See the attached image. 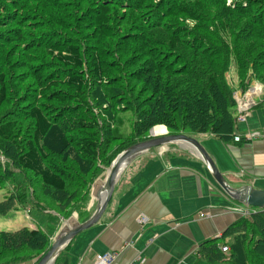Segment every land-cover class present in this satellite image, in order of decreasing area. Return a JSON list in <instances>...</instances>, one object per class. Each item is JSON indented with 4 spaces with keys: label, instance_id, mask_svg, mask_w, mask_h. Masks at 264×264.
Returning <instances> with one entry per match:
<instances>
[{
    "label": "trees",
    "instance_id": "1",
    "mask_svg": "<svg viewBox=\"0 0 264 264\" xmlns=\"http://www.w3.org/2000/svg\"><path fill=\"white\" fill-rule=\"evenodd\" d=\"M67 1L79 12L74 33L83 40L53 54L59 67L71 71L62 79L63 90L37 94L17 112L28 124L26 136L17 114L0 116V155L6 161H0V186L16 180L18 170L34 190L1 201L0 216L30 205L60 220L46 229L0 232V264H36L51 248L61 219L68 220L104 169L125 149L146 141L152 128L163 125L171 134L209 135L234 144L235 94L253 83L264 87V0ZM104 11L110 13L107 23L98 22L110 30L109 52L86 26L88 17ZM84 40L94 45L88 55ZM10 87L0 72V109L9 102ZM104 89L111 93L96 94ZM102 102L109 107L100 110L105 117L100 124L94 111ZM260 107L264 92L254 108ZM126 112L135 116L128 134L118 126ZM56 126L66 138L61 150L46 146ZM35 181L65 199H53L56 207L46 208L35 198ZM223 246L229 253H222ZM197 255L206 264H264V209L237 220L220 239L202 243Z\"/></svg>",
    "mask_w": 264,
    "mask_h": 264
},
{
    "label": "crops",
    "instance_id": "2",
    "mask_svg": "<svg viewBox=\"0 0 264 264\" xmlns=\"http://www.w3.org/2000/svg\"><path fill=\"white\" fill-rule=\"evenodd\" d=\"M249 133L263 136L232 145L209 135L188 136L200 142L231 186L264 190V107L251 110L245 121L237 117L236 134ZM190 148L172 144L135 159L121 174L99 223L75 237L55 264H97V256L108 253L113 264H202L199 246L220 239L243 216L239 203L226 196ZM103 174L74 210L78 222L95 212ZM143 215L151 223L141 227Z\"/></svg>",
    "mask_w": 264,
    "mask_h": 264
},
{
    "label": "rangeland",
    "instance_id": "3",
    "mask_svg": "<svg viewBox=\"0 0 264 264\" xmlns=\"http://www.w3.org/2000/svg\"><path fill=\"white\" fill-rule=\"evenodd\" d=\"M67 2V0H0V72L6 76L8 88L11 86L8 94L9 102L0 109V116L5 111L17 114L18 124L23 126L20 132L21 136H26L29 130L28 124L24 120L25 118L23 119L22 115H18L17 112L20 110L21 113L24 112L27 105L35 101L31 100V98H36L37 94L63 90L62 79L67 75V72H71L67 69L65 71L63 67H59L60 65H58L53 54L63 52L73 42L76 43V41L83 40L82 35H80L81 39L79 40L74 33L79 12L76 14L74 8L71 9L65 4ZM85 11H83L85 15H80L82 19L87 17ZM109 14V12L107 14L104 11L98 17H88L86 24L87 30L100 38V44L108 52L109 48H113L114 46L112 39L110 40L109 37L111 36L110 30L105 24L101 25L98 20L107 21L106 15L109 18ZM29 21H32V23ZM128 25H132V23H128ZM128 25L125 26L128 27ZM148 36L145 34L146 38H149ZM140 43L142 44V42ZM83 46L85 48L84 53L87 52L88 55L93 50L94 45L92 42L84 40ZM85 64L86 68H88V57ZM17 86L19 89H17ZM262 91L264 92V87ZM105 92L110 94L111 89L100 90L96 94H104ZM24 102L27 103L25 104ZM103 104L104 102L98 106L100 109L94 108L96 109L94 112L100 116V124H102L101 118L105 120L103 114L107 111L108 106ZM75 111L72 110V113H75ZM57 118L59 120V117ZM119 119L120 123L118 126L120 127V132L124 134L131 133L132 124L135 120L133 112L120 114ZM61 126L53 128V132H51L46 141L48 148L61 150L64 146L66 147V142L63 141L66 138H63ZM167 134H171L168 128L158 125L151 129L145 139L149 140L155 137L166 136ZM19 145L23 146L24 143H20ZM11 149L13 148L11 147ZM58 159L60 160L61 157ZM0 161L2 164L6 163L1 155ZM108 169H104L103 176L107 175ZM16 172V180H10L7 184L0 186V202L5 198H17V195L21 191L22 194L29 192L30 196L33 195L34 190L29 187L30 183L32 184L30 178L28 177L29 180L26 182L20 172L18 170ZM16 183H19V186ZM33 185L35 188V198L39 199L48 209L49 207L52 209L56 207L53 199H65V197H60L46 189L38 181L33 182ZM45 198H49V202L44 200ZM236 206L238 209L244 211V214H248L249 212V215L257 209L241 204ZM74 210L71 212L72 215L76 214ZM46 212L42 213L29 205L27 209L19 208L5 216H0V232H16L24 227H41L42 229H46L48 223H51V225L59 223L60 219L55 213ZM65 221L61 219L60 229ZM31 264L34 263L31 262Z\"/></svg>",
    "mask_w": 264,
    "mask_h": 264
},
{
    "label": "water",
    "instance_id": "4",
    "mask_svg": "<svg viewBox=\"0 0 264 264\" xmlns=\"http://www.w3.org/2000/svg\"><path fill=\"white\" fill-rule=\"evenodd\" d=\"M172 144H187L208 168L209 173L227 197L241 205L251 208L264 209V190H254L250 187L234 188L220 172L214 159L201 146L200 142L186 134H167L134 144L121 152L107 170V177L99 187L96 199L97 208L84 222H78L74 216L65 221L56 234L51 248L36 264H55L61 251L80 233L89 230L102 219L115 192L116 184L123 171L139 156L154 148Z\"/></svg>",
    "mask_w": 264,
    "mask_h": 264
},
{
    "label": "built area",
    "instance_id": "5",
    "mask_svg": "<svg viewBox=\"0 0 264 264\" xmlns=\"http://www.w3.org/2000/svg\"><path fill=\"white\" fill-rule=\"evenodd\" d=\"M263 86L259 83H253L251 87L245 92H237L235 94V100L237 103V112L240 116L241 121L246 120V116L249 114L251 110L256 106L257 101L259 100L260 96L262 95L263 91ZM238 116V118H239ZM263 134L261 133H249L245 135L244 137L242 136H237L234 139V142L240 143L242 141H253L256 139H259L262 137ZM248 214H244V211H241V216L247 217ZM151 223V219L147 216H141L138 219V224L143 227L146 224ZM222 253L227 254L229 253V247L228 246H223L220 248ZM114 255L113 254H104V255H98L97 256V264H113L114 263Z\"/></svg>",
    "mask_w": 264,
    "mask_h": 264
}]
</instances>
